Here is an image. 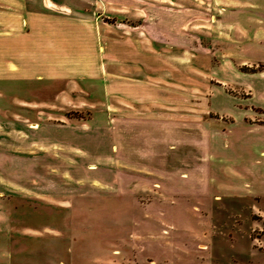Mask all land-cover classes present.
Here are the masks:
<instances>
[{
  "label": "crops",
  "instance_id": "1",
  "mask_svg": "<svg viewBox=\"0 0 264 264\" xmlns=\"http://www.w3.org/2000/svg\"><path fill=\"white\" fill-rule=\"evenodd\" d=\"M168 1L0 0V234L15 198L69 208V198L116 197L150 232L194 230L195 212L223 193L264 198V123L244 111L219 129L198 118L195 44L159 38L181 33L191 7ZM54 151L90 171L37 170Z\"/></svg>",
  "mask_w": 264,
  "mask_h": 264
},
{
  "label": "rangeland",
  "instance_id": "2",
  "mask_svg": "<svg viewBox=\"0 0 264 264\" xmlns=\"http://www.w3.org/2000/svg\"><path fill=\"white\" fill-rule=\"evenodd\" d=\"M176 6L191 7L190 16L182 14L181 33L160 34L159 38L166 46L195 44L191 51L197 57V90L191 105L196 106L198 118L219 129L244 111V121L255 115L256 123H264V2L184 0ZM114 18L102 17L107 22ZM182 54L187 57L188 51ZM183 65L182 72L188 73L190 66ZM247 67L258 70H242ZM212 99L225 113L212 108ZM241 133L236 130L234 134ZM57 135L54 130L53 136ZM44 157L38 156L37 170L47 164L53 170L84 168L86 172L92 163L68 158L62 164L55 151L52 157ZM100 171V178L107 181L108 170ZM69 180V187L77 185L76 178ZM38 185L46 183L38 179ZM220 195L212 210L195 212L196 230L190 232L171 225L150 232L144 220L132 219L138 211L116 197L69 198V208L46 204L43 197L35 201L15 198L13 222L3 226L10 233L0 234L5 253L0 264H264V198L255 205L246 195ZM115 206L118 210L113 211Z\"/></svg>",
  "mask_w": 264,
  "mask_h": 264
},
{
  "label": "trees",
  "instance_id": "3",
  "mask_svg": "<svg viewBox=\"0 0 264 264\" xmlns=\"http://www.w3.org/2000/svg\"><path fill=\"white\" fill-rule=\"evenodd\" d=\"M242 70H244V71H247V72H256L258 69H256V68H249V67H247V68H245V69H242Z\"/></svg>",
  "mask_w": 264,
  "mask_h": 264
}]
</instances>
